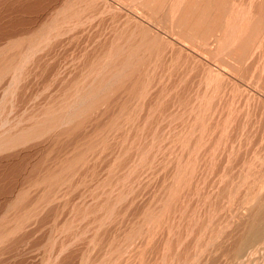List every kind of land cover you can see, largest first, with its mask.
<instances>
[{"label":"rangeland","instance_id":"obj_1","mask_svg":"<svg viewBox=\"0 0 264 264\" xmlns=\"http://www.w3.org/2000/svg\"><path fill=\"white\" fill-rule=\"evenodd\" d=\"M33 1L0 0L1 50L7 35V50L0 52L7 54V63L17 56L20 64L17 70L7 67L0 81V136L4 132L9 140L7 148L0 147V264H264V238L253 247L246 243L264 201V23L261 36L253 27L264 0H253V6L251 0H225L231 6L224 19L235 1L241 11L231 21L240 14L246 19L245 24L232 21L237 30L253 14L252 25L241 28L253 33L254 39L243 36L248 50L241 49L243 38L233 23L221 30L227 38L220 30L210 33L212 41L193 34L191 42L187 32L179 37L180 28L165 9L169 0H162L166 6L159 0ZM182 2L178 6L184 9L188 0ZM152 5L158 6L155 12L162 9L156 14ZM214 34L224 42L216 44L221 38ZM230 45L238 46L232 51ZM92 64H102L100 69L106 64L123 80ZM99 80L107 81L105 88ZM9 133L22 138L15 143Z\"/></svg>","mask_w":264,"mask_h":264},{"label":"bare ground","instance_id":"obj_2","mask_svg":"<svg viewBox=\"0 0 264 264\" xmlns=\"http://www.w3.org/2000/svg\"><path fill=\"white\" fill-rule=\"evenodd\" d=\"M32 1V0H31ZM35 1V0H34ZM33 1V2H34ZM72 1V0H71ZM139 1V0H138ZM145 1V0H144ZM143 1V2H144ZM148 1V0H147ZM155 1V0H154ZM161 1V2H160ZM167 1V0H166ZM252 1V6L254 5L253 3V0H251ZM254 1H261V0H254ZM137 2V1H136ZM149 2V1H148ZM152 2V1H151ZM150 2V3H151ZM159 2L162 4V0H159ZM158 1H157V3H159ZM168 2V1H167ZM167 2H163V3H167ZM182 2V0H169V3H167L168 4V6L167 7H165V9L167 8V15H170L171 16V18L173 19V21H176V24H177V27L178 28H180V31L179 32H187V33H189V34H191V37H193L194 35L193 34H198V36H197V40H199V39H202V38H199L198 39V37H199V35H201L202 37H205V40L208 38V35L210 36V40L209 41H212L211 39L214 37L213 35H210V33H214V31H215V33H219L217 30H220V32H221V30H223V29H225V30H227V29H230V28H233L232 27V25L235 27V29L237 30V23H238V21H241V19H242V21L241 22H244V20H243V18L245 19V17H243V18H241L242 17V14H240L239 16H240V19H238V20H232L233 22L234 21H237V23L235 24V23H233L232 21H231V19L233 18V19H235L236 17L233 15V14H235L236 15V12H240L241 10L240 9H238L237 10V8L236 7H239V6H233L234 4H235V2L233 3V5H232V7L234 8L235 7V9L237 10V11H235V9H230L231 10V12H229L228 14V18L227 19H224V13H227L226 11H227V5L228 6H231V5H229L228 3H227V5H226V1L225 0H188V2H184L185 4L186 3H188L187 4V6L186 7H184V9H183V6H181L180 5V7L178 6L179 5V3H181ZM248 2H250V1H248ZM74 3V2H73ZM154 3V2H153ZM153 3H151V4H153ZM257 3H260V2H256V4ZM263 4H264V2H262ZM136 4V3H135ZM142 4H144V3H142ZM148 4V3H147ZM155 4V3H154ZM182 4H183V2H182ZM231 4V3H230ZM263 4H260V6H257V10H258V12H256V15H254V17H253V20H254V23H253V27H254V33L255 32H258L260 29H262L263 30V23H264V6H263ZM81 5V4H80ZM155 5H160V4H155ZM155 5H152V6H154L155 7ZM162 5H164V4H162ZM238 5V4H237ZM250 5V4H249ZM27 6H28V4H27ZM33 6V5H32ZM95 6V5H94ZM145 6V5H144ZM150 6V5H149ZM158 6H156L157 8H158ZM161 6V5H160ZM160 6H159V8H160ZM164 6H166V5H164ZM164 6H163V8H164ZM26 7V6H25ZM156 7H155V9L153 10V8H151L154 12H155V10H156ZM255 7H256V5H255ZM27 8V7H26ZM87 8V7H86ZM91 8V7H90ZM181 8V9H180ZM67 9V8H66ZM161 9H162V7H161ZM161 9H157V11L159 10V12H160V10ZM165 9L164 10H162L161 11V13L162 12H164L165 11ZM249 9V8H248ZM253 9V8H252ZM132 10V9H131ZM228 10H229V8H228ZM246 10V9H245ZM255 10V9H254ZM156 11V12H157ZM179 11H181L180 13L181 14H179L178 16H177V13L179 12ZM235 11V12H234ZM243 11V10H242ZM248 11V10H247ZM252 11V10H251ZM58 12V11H57ZM94 12V11H93ZM155 12V13H156ZM254 12V11H253ZM87 13V12H86ZM238 13H237V15L236 16H238ZM242 13V12H241ZM243 13H245V12H243ZM63 14V13H62ZM81 14V13H80ZM157 14V13H156ZM249 15H250V13H248ZM3 15V14H2ZM76 15V14H75ZM77 15H78V13H77ZM166 17H167V15L166 14H164ZM226 15V14H225ZM248 15V16H249ZM253 15V14H252ZM252 15L251 16H249V18H247V21L250 23V21H253V20H251V17H252ZM93 16V15H92ZM157 16V15H156ZM155 16V17H156ZM177 16V17H176ZM244 16H247L246 15V13L244 14ZM66 17V16H65ZM68 17V16H67ZM164 17V16H163ZM227 16H225V18H226ZM170 18L168 17V20H169ZM237 19V18H236ZM7 20V19H6ZM54 20V19H53ZM98 20V19H97ZM167 20V19H166ZM165 20V21H166ZM168 20H167V22H168ZM246 20V19H245ZM59 21V20H58ZM79 22H80V20H78ZM125 21V20H124ZM85 22V21H84ZM84 22H82V23H84ZM127 22V21H126ZM246 22V21H245ZM245 22H244V24H245ZM246 23L247 25H242V27L241 28H244V30L246 29H248V27H246V26H249L248 24L249 23ZM1 23V22H0ZM159 23V22H158ZM170 24H171V20H170V22H169ZM175 22H173V24H174ZM233 23V24H232ZM3 24V23H2ZM6 24H7V22H6ZM15 24V23H14ZM73 24V23H72ZM176 24H174L175 25V27H176ZM239 24H240V26H241V24H243V23H240L239 22ZM251 25H252V23H250ZM48 25V24H47ZM169 24L167 23V26H168ZM172 25V24H171ZM236 25V26H235ZM250 25V26H251ZM261 25H262V27L263 28H261ZM82 26V25H81ZM230 26V27H229ZM239 26V25H238ZM157 27V26H156ZM173 27V26H172ZM171 27V28H172ZM177 27L176 28H174V29H177ZM229 27V28H228ZM47 28V27H46ZM241 28L240 29H238L239 30V32H236V33H234V31H233V33H231V31H230V33H231V35H233V38L237 35V36H239V37H242L243 38V40L241 41V43L239 42L240 40H241V38H240V40L238 39H236L235 38V40H237L241 45L240 46H242V48L241 49H247L248 50V48H247V36H250L251 34H253V33H249V31H251L250 29H249V31H243V29L241 30ZM251 29H252V27H250ZM4 29H6V28H4ZM54 29V28H53ZM234 29V30H235ZM7 30V29H6ZM172 30V29H171ZM235 30V31H236ZM237 30V31H238ZM241 30V31H240ZM261 30V31H262ZM73 31V30H72ZM173 31V30H172ZM178 31V30H177ZM217 31V32H216ZM5 32V31H4ZM68 32V31H67ZM173 32H175V31H173ZM223 32V31H222ZM221 32V33H222ZM249 33V34H247V36H245V38L246 39H244V34H246V33ZM260 32V31H259ZM1 33V32H0ZM21 33V32H20ZM115 33V32H114ZM172 33V32H171ZM178 33V32H177ZM220 33V34H221ZM225 33H226V31H224V34H223V37H224V35H225ZM3 34V33H2ZM6 34V33H5ZM4 34V35H5ZM45 34V33H44ZM63 34V33H62ZM131 34V33H130ZM134 34V33H133ZM179 34V33H178ZM178 34H176V35H178ZM222 34L220 35V36H222ZM229 34V33H228ZM236 34V35H235ZM259 33H257V35H258ZM14 35V34H13ZM29 35V34H28ZM46 35V34H45ZM48 35V34H47ZM46 35V36H47ZM128 35V34H127ZM214 35H216V34H214ZM264 35V34H263ZM69 36V35H68ZM137 36V35H136ZM182 37V36H185V34L183 35V33L182 34H180L179 35V37ZM190 36V35H189ZM211 36H213L212 38H211ZM217 36V35H216ZM220 36H217V38L219 37V38H221ZM230 36V35H229ZM252 36V35H251ZM260 36H261V32H260ZM27 37V36H26ZM49 37V36H48ZM132 37V36H131ZM174 37H175V35H174ZM226 37V36H225ZM224 37V38H225ZM238 37V38H239ZM253 37V36H252ZM258 36H256V38H257ZM18 38V37H17ZM30 38V37H29ZM71 38V37H70ZM166 38V37H165ZM183 38V37H182ZM185 38V37H184ZM217 38H216V40H217ZM218 38V39H219ZM227 38V37H226ZM229 39H231V37H228ZM249 38H251V37H249ZM248 38V39H249ZM21 39V38H20ZM117 39V38H116ZM193 39H194V37L192 38V40H191V42H193ZM195 39H196V37H195ZM194 39V40H195ZM213 39H215V38H213ZM253 39H254V37H253ZM252 39V40H253ZM3 40V38L0 40V41H2ZM18 40V39H17ZM24 40V39H23ZM158 40V39H157ZM183 40V39H182ZM221 40V42H222V38L221 39H219V40H217L218 42ZM232 40V39H231ZM234 40V39H233ZM260 40V39H259ZM11 41V40H10ZM9 41V42H10ZM16 41V40H15ZM43 41V40H42ZM162 41V40H161ZM178 41V40H177ZM199 41H203V39L202 40H199ZM198 41V42H199ZM206 41H208V39L206 40ZM216 41V42H217ZM226 41V40H225ZM228 41V40H227ZM236 41V42H237ZM250 41H251V39H250ZM250 41H248V42H250ZM254 41V40H253ZM5 42H6V46H4L5 48H6V50H7V35H6V39H5ZM5 42H4V44H5ZM13 42V39H12V41H11V44H12V47H13V45H14V42ZM24 42V41H23ZM28 42V41H27ZM32 42V41H31ZM179 42V41H178ZM185 42H186V40H185ZM197 42V41H196ZM204 42V41H203ZM202 42V43H203ZM215 42V41H214ZM213 42V43H214ZM215 42V43H216ZM224 42V41H223ZM222 42V43H223ZM3 43V42H2ZM2 43H0V44H2ZM15 43H20V42H15ZM22 43V42H21ZM135 43V42H134ZM210 43H212V42H210ZM210 43H208L209 45H210ZM226 43V42H225ZM230 43H231V41H230ZM246 43V44H245ZM257 43V42H256ZM11 44H10V46H11ZM41 44V43H40ZM131 44V43H130ZM158 44V43H157ZM198 44H200V43H198ZM205 44H207V43H205ZM216 44H220V42L219 43H216ZM216 44H212V45H216ZM18 45V44H17ZM49 45V44H48ZM86 45V44H85ZM102 45V44H101ZM118 45V44H117ZM175 45V44H174ZM201 45V44H200ZM232 45H233V42H232ZM239 45V44H238ZM238 45H236V46H238ZM250 45V44H249ZM263 45V44H262ZM3 46V45H2ZM2 46H1V48H2ZM31 46H32V44H31ZM35 46V45H34ZM199 46V45H198ZM218 46H221V45H218ZM235 45H234V47H236ZM240 46H239V48H240ZM251 46V45H250ZM17 47V46H16ZM28 47H30L29 45H28ZM115 47H117V46H115ZM201 47V46H200ZM203 47V46H202ZM204 47L205 48H207L206 47V45H204ZM215 47V46H214ZM217 47V46H216ZM215 47V48H216ZM222 47V46H221ZM224 47V46H223ZM229 47V46H228ZM230 49L232 50L233 48H232V46L230 45ZM1 48H0V50H1ZM4 48V49H5ZM9 48V47H8ZM23 48V47H22ZM31 48V47H30ZM30 48H27V49H29L30 50ZM36 48V47H35ZM40 48V47H39ZM38 47H37V50L39 49ZM225 48H227V47H225ZM237 48V47H236ZM257 48H258V46H257ZM3 49V50H4ZM14 49H16V48H14ZM18 49V48H17ZM121 49V48H120ZM119 49V46H118V48H117V51H119L120 50ZM130 49V48H129ZM135 49V48H134ZM197 49V48H196ZM212 49V48H211ZM218 50H219V52H221L220 50L221 49H219V47L217 48ZM229 48H227V50H228V52H229V50H230ZM250 49V48H249ZM255 49V48H254ZM3 50H1V52L3 51ZM10 50H12L11 48H10ZM29 50H27V52L29 51ZM84 50V49H83ZM133 50V49H132ZM199 50H200V48H199ZM201 50H202V48H201ZM203 50H205V49H203ZM208 50V49H207ZM217 50V51H218ZM227 50H226V52H227ZM234 50H236L235 48H234ZM5 51V50H4ZM33 51V50H32ZM50 51V50H49ZM116 51V50H115ZM127 51V50H126ZM134 51V50H133ZM162 51V50H161ZM210 51V50H209ZM212 51V50H211ZM213 51H214V49H213ZM216 50H215V53L217 52ZM233 51V50H232ZM252 51V50H251ZM0 52V55H2V53ZM7 52V51H6ZM6 52H4V53H6ZM21 52V51H20ZM38 52V51H37ZM121 52V51H120ZM135 52V51H134ZM204 52H206V51H204ZM219 52H217V53H219ZM223 52V51H222ZM225 52V51H224ZM231 52V51H230ZM238 52V51H237ZM240 52V51H239ZM238 52V53H239ZM247 51L245 50V53H246ZM12 53H14V51L12 52ZM11 53V54H12ZM24 53H26V51H24ZM24 53H22V55L24 54ZM123 53H125V52H123ZM132 53V52H131ZM173 53V52H172ZM238 53H237V55H238ZM253 53H255V52H253ZM34 54V53H33ZM128 54H129V52H128ZM138 54V53H137ZM144 54V53H143ZM244 54V53H243ZM247 54V53H246ZM257 54V53H256ZM4 55V54H3ZM2 55V56H3ZM7 55V54H6ZM6 55H4L3 57V60H1L3 63H0L1 65V67H0V81H1V78L3 77V79H4V76H7V75H5L6 73H7V67L9 68V70L10 69H18V67L20 66V64H16L15 62H17V61H15V58H17V56L16 55H18V54H15V56L16 57H14L13 56V61H14V63L12 62V60L10 61V62H12V63H10L9 62V60H8V63H7V56ZM21 55V56H22ZM38 55V54H37ZM107 55V54H106ZM130 55V54H129ZM152 55V54H151ZM221 55V54H220ZM21 56H20V54H19V57L21 58ZM24 56V55H23ZM27 56V55H26ZM135 56V55H134ZM247 56V55H246ZM25 57V56H24ZM125 57H126V55H125ZM133 57V56H132ZM131 57V58H132ZM145 57V56H144ZM195 57V56H194ZM239 57V56H238ZM256 57V56H255ZM2 58V57H1ZM210 58V57H209ZM220 58H222V57H220ZM109 59V58H108ZM114 59V58H113ZM126 59V58H125ZM150 59V58H149ZM227 59V58H226ZM225 59V60H226ZM260 59V58H259ZM21 60H23V61H25L24 60V58L22 59L21 58ZM20 60V61H21ZM105 60V59H104ZM115 60V59H114ZM118 60V59H117ZM127 60H130V58L128 59V57H127ZM127 60H124V61H127ZM143 60V59H142ZM141 60V61H142ZM193 60V59H192ZM0 61V62H1ZM28 61V60H27ZM26 61V62H27ZM123 61V60H122ZM123 61V62H124ZM135 61V60H134ZM138 61V60H137ZM149 61V60H148ZM175 61V60H174ZM245 61V60H244ZM253 61V60H252ZM259 61V60H258ZM33 62V61H32ZM131 62V61H130ZM238 62V61H237ZM262 62V61H261ZM10 63V64H9ZM18 63V62H17ZM21 63V62H20ZM40 63H42V62H40ZM98 63H100V62H98ZM102 63H104V62H102ZM124 63H126V62H124ZM129 62H127V64H128ZM254 63V62H253ZM7 64H9V66L7 65ZM25 64V63H24ZM94 64V63H93ZM92 64V65H93ZM126 64V65H127ZM136 64V63H135ZM202 64V63H201ZM252 64V63H251ZM101 66H99V67H102V64H100ZM121 65V64H120ZM128 65H130V64H128ZM132 65V64H131ZM240 65V64H239ZM244 65V64H243ZM22 66V65H21ZM24 66V65H23ZM93 66H96L97 67V65H93ZM92 66V67H93ZM115 66H117V65H115ZM135 66H137V65H135ZM134 66V67H135ZM140 66V65H139ZM93 67L94 69H100L99 67ZM107 68V66H106V64H105V66H104V68H102V69H100V70H102L101 72V74H104L105 72H104V70L103 69H105L106 70V68ZM124 67V66H123ZM151 67V66H150ZM241 67V66H240ZM255 67V66H254ZM109 68L110 67H108L107 69L109 70ZM114 68V67H113ZM127 68V67H126ZM130 68V67H129ZM132 68V67H131ZM136 68V67H135ZM256 68V67H255ZM32 69V68H31ZM248 69V68H247ZM16 70H15V72H16ZM92 70V69H91ZM99 70V71H100ZM120 70H122V69H120ZM124 70V69H123ZM137 70V69H136ZM145 70V69H144ZM235 70V69H234ZM96 71V70H95ZM95 71L94 70H92V72H94L95 73ZM98 71V70H97ZM96 71V72H97ZM111 71V69L109 70V72ZM140 71V70H139ZM238 71V70H237ZM9 72V71H8ZM131 72V71H130ZM134 72V71H133ZM149 72H150V70H149ZM206 72V71H205ZM25 73V72H24ZM27 73V72H26ZM99 73V72H98ZM120 72L118 71V74H119ZM122 73V72H121ZM146 73V72H145ZM158 73V72H157ZM89 74H91L90 72H89ZM93 74V73H92ZM108 75V72H106L105 73V75ZM110 74H113V76L112 75H110ZM114 74H117V72L116 73H109V75L112 77H110L111 79H113V77H115L114 76ZM117 74V77L118 76H120V77H118L119 79H120V81H119V79H117L118 80V82L120 83L121 82V80H123L122 78L124 77V75H123V77L121 78V75L122 74H119L118 75ZM123 74H125V73H123ZM149 74V73H148ZM147 74V75H148ZM182 74V73H181ZM208 74V73H207ZM131 75V74H130ZM140 75V74H139ZM144 75V74H143ZM143 75L140 77L141 79H142V77H143ZM194 75V74H193ZM260 75V74H259ZM126 76V75H125ZM132 76V75H131ZM170 76V75H169ZM225 76V75H224ZM255 76V75H254ZM64 77V76H63ZM104 77V76H103ZM102 77V78H103ZM106 77H108V76H106ZM128 77H129V74H128ZM239 77V76H238ZM264 77V76H263ZM38 78V77H37ZM77 78V77H76ZM97 79L99 78V77H96ZM95 78V79H96ZM110 78H109V81H108V78H106L107 79V81L108 82H111L110 81ZM116 78V77H115ZM225 78V77H224ZM6 79V78H5ZM100 79V78H99ZM103 79H105V78H103ZM198 79V78H197ZM251 79V78H250ZM259 79V78H258ZM262 79V78H261ZM92 80H94V78L92 79ZM115 80V79H114ZM113 80V81H114ZM138 80V79H137ZM140 80V79H139ZM152 80V79H151ZM187 80H189V79H187ZM257 80V79H256ZM54 81V80H53ZM98 81V80H97ZM97 81H93V82H95V83H93V84H96L97 83ZM103 82H105V80H102ZM107 81L105 82L106 84H107ZM146 81V80H145ZM2 82H3V80L1 81V84H2ZM92 81H90V83H91ZM99 82L101 83V84H97L98 86H102L103 85V83L101 82V80H99ZM98 82V83H99ZM139 82V81H138ZM161 82V81H160ZM264 82V81H263ZM86 83V82H85ZM145 83V82H144ZM164 83V82H163ZM185 83V82H184ZM258 83V82H257ZM0 84V85H1ZM44 84V83H43ZM92 84V83H91ZM106 84L105 85H103L104 86V88H105V86H106ZM201 84V83H200ZM224 84V83H223ZM251 84V83H250ZM77 85V84H76ZM90 85V84H89ZM97 85H95V87L93 88V90H95V92L97 91L96 89H98V88H100V87H98V88H96L97 87ZM110 85V84H109ZM123 85V84H122ZM142 85H144V84H142ZM263 85V84H262ZM4 86H6V88H7V84L6 85H4V83H3V87ZM22 86V85H21ZM94 86V85H93ZM92 86V87H93ZM113 86V85H112ZM112 86L110 87V88H112ZM133 86H134V84H133ZM139 86V85H138ZM188 86H189V84H188ZM256 86V85H255ZM31 87V86H30ZM88 87V86H87ZM89 87H91V86H89ZM89 87L87 88L88 90L87 91H92V89L90 88L89 89ZM116 87V86H115ZM136 87V86H135ZM199 87V86H198ZM81 88V87H80ZM85 88V87H84ZM84 88H82L83 90H84ZM96 88V89H95ZM109 88V89H110ZM149 88V87H148ZM191 88V87H190ZM5 89V88H4ZM107 89V88H106ZM210 89V88H209ZM231 89V88H230ZM79 90V89H78ZM82 90V91H83ZM85 90H86V88H85ZM104 90V89H103ZM117 90V89H116ZM135 90H137V89H135ZM177 90H178V88H177ZM176 90V91H177ZM203 90V89H202ZM241 90V89H240ZM80 91V90H79ZM81 91V92H82ZM101 91V90H100ZM109 91V90H108ZM111 91H113V90H111ZM125 91V90H124ZM154 91V90H153ZM160 91V90H159ZM164 91V90H163ZM5 92V91H4ZM3 92V95L6 93H4ZM81 92H79V93H81ZM85 92V91H84ZM93 92V91H92ZM94 92V93H95ZM139 92V91H138ZM143 92V91H142ZM200 92V91H199ZM214 92V91H213ZM87 93V92H86ZM89 93V92H88ZM91 93V92H90ZM90 93L87 95V96H89L90 95ZM99 94H100V92H98ZM102 93H103V91H102ZM168 93V92H167ZM7 94V93H6ZM78 94V93H77ZM76 94V95H77ZM92 94V93H91ZM139 94H141V93H139ZM207 94H208V92H207ZM238 94V93H237ZM29 95V94H28ZM74 95V94H73ZM79 95H81V94H79ZM78 95V96H79ZM92 95H94V94H92ZM92 95H90V96H92ZM127 95V94H126ZM165 95V94H164ZM5 96V95H4ZM53 96V95H52ZM83 96V95H82ZM95 96V95H94ZM102 96V95H101ZM109 96V95H108ZM163 96V95H162ZM45 97V96H44ZM64 97V96H63ZM77 97V96H76ZM100 97V96H99ZM106 97V96H105ZM181 97V96H180ZM79 98H81V97H79ZM104 98V97H103ZM111 98V97H110ZM123 98V97H122ZM152 98V97H151ZM199 98V97H198ZM206 98V97H205ZM214 98V97H213ZM18 99V98H17ZM77 99V98H76ZM86 99V98H85ZM84 99V100H85ZM94 99H95V97H94ZM101 99V98H100ZM99 99V100H100ZM106 99V98H105ZM208 99H210L209 97H208ZM218 99V98H217ZM260 99V98H259ZM79 100V99H78ZM103 100V99H102ZM131 100V99H130ZM224 100V99H223ZM229 100V99H228ZM262 100V99H261ZM81 101V100H80ZM90 101H91V99H90ZM239 101H240V99H239ZM77 102V101H76ZM84 102V101H83ZM91 102H93V100L91 101ZM228 102V101H227ZM263 102V101H262ZM66 103V102H65ZM100 103V102H99ZM173 103V102H172ZM197 103V102H196ZM245 103V102H244ZM70 104V103H69ZM76 104V103H75ZM80 104V103H79ZM84 104V103H83ZM87 104V103H86ZM91 105H92V103H90ZM136 104V103H135ZM194 104V103H193ZM219 104V103H218ZM239 104V103H238ZM18 105V104H17ZM38 105V104H37ZM67 105V104H66ZM81 105V104H80ZM95 105V104H94ZM128 105V104H127ZM172 105V104H171ZM212 105V104H211ZM262 105V104H261ZM70 106V105H69ZM89 107H88V110H89V108L91 107L90 105H88ZM93 106V105H92ZM163 106V105H162ZM192 106V105H191ZM82 107H84V106H82ZM113 107V106H112ZM31 108H33V107H31ZM68 108V107H67ZM71 108V107H70ZM77 108V107H76ZM80 108V107H79ZM93 107H91L90 109H92ZM102 108V107H101ZM125 108V107H124ZM169 108V107H168ZM223 108V107H222ZM230 108V107H229ZM240 108V107H239ZM243 108V107H242ZM78 109V108H77ZM87 109V108H86ZM211 109V108H210ZM245 109V108H244ZM247 109V108H246ZM68 110V109H67ZM80 110H82V108L80 109ZM139 110V109H138ZM164 110V109H163ZM229 110V109H228ZM233 110V109H232ZM41 111V110H40ZM43 111V110H42ZM70 111V110H69ZM85 111V110H84ZM90 111V110H89ZM92 111V110H91ZM214 111V110H213ZM223 111H225V110H223ZM81 112V111H80ZM186 112V111H185ZM208 112V111H207ZM220 112V111H219ZM230 112V111H229ZM236 112V111H235ZM242 112V111H241ZM251 112V111H250ZM23 113V112H22ZM46 113V112H45ZM47 113H48V110H47ZM60 113V112H59ZM83 114L84 113H86V112H82ZM88 113V112H87ZM155 113V112H154ZM176 113V112H175ZM237 113V112H236ZM71 114H72V112H71ZM71 114H69L70 116L69 117H73V115L71 116ZM74 114V113H73ZM77 114V113H76ZM90 114V113H89ZM191 114V113H190ZM200 114V113H199ZM225 114V113H224ZM26 115V114H25ZM49 115H52V114H49ZM58 115V114H57ZM68 115V114H67ZM75 115V114H74ZM80 114H78V116H79ZM95 115V114H94ZM192 115V114H191ZM194 115V114H193ZM214 115V114H213ZM45 116H47V115H45ZM59 116V115H58ZM116 116V115H115ZM151 116V115H150ZM175 116V115H174ZM249 116V115H248ZM44 117V116H43ZM54 117V116H53ZM60 117V116H59ZM66 117V116H65ZM86 117V116H85ZM185 117V116H184ZM197 117V116H196ZM235 117V116H234ZM50 118V117H49ZM62 118H63V116H62ZM62 118H60V120L61 121H63L62 120ZM75 118V117H74ZM77 118V117H76ZM94 118V117H93ZM98 118V117H97ZM117 118V117H116ZM115 118V119H116ZM169 118V117H168ZM44 119V118H43ZM48 119V118H47ZM46 119V120H47ZM55 118H52V119H48V120H52V121H56V120H54ZM64 119V118H63ZM66 119V118H65ZM64 119V120H65ZM68 119V118H67ZM66 119V120H67ZM110 119V118H109ZM139 119V118H138ZM159 119V118H158ZM208 119V118H207ZM215 119V118H214ZM250 119V118H249ZM38 120V119H37ZM36 120V121H37ZM65 120V121H66ZM155 120V119H154ZM179 120V119H178ZM193 120V119H192ZM252 120V119H251ZM253 120H254V118H253ZM35 121V122H36ZM69 122H73V121H70V120H68ZM67 121V122H68ZM74 121H75V119H74ZM184 121V120H183ZM213 121V120H212ZM38 122V121H37ZM36 122V123H37ZM40 122V121H39ZM45 122V121H44ZM64 122V121H63ZM111 122V121H110ZM115 122V121H114ZM206 122V121H205ZM219 122V121H218ZM236 122V121H235ZM26 123V122H25ZM41 123V122H40ZM39 123V124H40ZM54 123V122H53ZM53 123L51 122L50 124V126H52L53 125ZM56 123H57V121H56ZM65 123V122H64ZM138 123V122H137ZM154 123V122H153ZM168 123V122H167ZM28 124V123H27ZM43 124V123H42ZM55 124V123H54ZM91 124V123H90ZM135 124V123H134ZM174 124V123H173ZM176 124V123H175ZM202 124V123H201ZM213 124V123H212ZM211 124V125H212ZM234 124V123H233ZM20 125V124H19ZM21 125H22V123H21ZM46 125V124H45ZM56 125V124H55ZM54 125V126H55ZM100 125V124H99ZM161 125H163V124H161ZM255 125V124H254ZM58 126V125H57ZM92 126V125H91ZM106 126V125H105ZM117 126V125H116ZM144 126H147V125H144ZM194 126V125H193ZM234 126H235V124H234ZM35 127H36V124H35ZM40 127V126H39ZM48 127V126H47ZM77 127V126H76ZM155 127V126H154ZM204 127V126H203ZM231 127V126H230ZM50 129H52L53 127H49ZM48 128V129H49ZM87 128V127H86ZM103 128V127H102ZM114 128V127H113ZM182 128V127H181ZM198 128V127H197ZM246 128V127H245ZM6 129V128H5ZM15 129V128H14ZM41 129V128H40ZM54 129V128H53ZM52 129V130H53ZM69 128L67 127V129L66 130H68ZM118 129V128H117ZM221 129V128H220ZM29 130V129H28ZM35 130V129H34ZM47 130V129H46ZM139 130V129H138ZM143 130V129H142ZM199 130V129H198ZM204 130V129H203ZM254 130H257V129H254ZM259 130V129H258ZM44 131H45V129H44ZM61 131H62V129H61ZM110 131V130H109ZM121 131V130H120ZM133 131V130H132ZM131 131V132H132ZM197 131V130H196ZM229 131V130H228ZM246 131V130H245ZM244 131V132H245ZM3 132V131H2ZM112 132V131H111ZM147 132V131H146ZM172 132V131H171ZM193 132H195V131H193ZM192 132V133H193ZM198 132V131H197ZM248 132V131H247ZM253 132V131H252ZM4 133V132H3ZM3 133H1L2 135H3ZM24 133V132H23ZM26 133V132H25ZM50 133V132H49ZM97 133V132H96ZM148 133V132H147ZM176 133V132H175ZM238 133V132H237ZM5 134V133H4ZM72 134V133H71ZM141 134V133H140ZM188 134V133H187ZM244 134V133H243ZM248 134V133H247ZM256 134V133H255ZM2 135L0 136V147L2 146V147H6L7 148V142H9V140L7 139V135L5 136V137H3L2 139H1V137H2ZM26 135H28L27 133H26ZM31 135V134H30ZM64 135V134H63ZM87 135V134H86ZM160 135V134H159ZM194 135V134H193ZM200 135V134H199ZM202 135V134H201ZM223 135V134H222ZM226 135V134H225ZM25 136V135H24ZM23 136V137H24ZM106 136V135H105ZM119 136V135H118ZM184 136V135H183ZM190 136V135H189ZM220 136V135H219ZM10 137H15V138H10ZM179 137V136H178ZM8 138H10L11 140H14V142L16 143L18 140V138H22V137H20V135L18 134V135H16V133L15 134H10L9 133V136H8ZM25 138V137H24ZM143 138V137H142ZM153 138V137H152ZM157 138H158V136H157ZM164 138V137H163ZM169 138V137H168ZM177 138V137H176ZM252 138V137H251ZM16 139V140H15ZM70 139V138H69ZM109 139V138H108ZM115 139V138H114ZM160 139V138H159ZM165 139H166V137H165ZM189 139V138H188ZM200 139V138H199ZM219 139V138H218ZM255 139V138H254ZM8 140V141H7ZM23 140V139H22ZM90 140V139H89ZM142 140V139H141ZM253 140V139H252ZM19 141H21L20 139H19ZM27 141V140H26ZM209 141V140H208ZM238 141V140H237ZM246 141V140H245ZM25 142V141H24ZM38 142V141H37ZM106 142V141H105ZM118 142V141H117ZM154 142V141H153ZM12 143H13V141H12ZM21 143V142H20ZM252 143V142H251ZM95 144V143H94ZM97 144V143H96ZM107 144V143H106ZM164 144V143H163ZM181 144V143H180ZM216 144V143H215ZM224 144V143H223ZM253 144V143H252ZM150 145V144H149ZM186 145V144H185ZM239 145V144H238ZM247 145V144H246ZM59 146V145H58ZM184 146V145H183ZM202 146V145H201ZM215 146V145H214ZM219 146V145H218ZM222 146V145H221ZM226 146V145H225ZM248 146V145H247ZM252 146V145H251ZM250 146V147H251ZM259 146V145H258ZM257 146V147H258ZM1 147V148H2ZM11 147V146H10ZM82 147V146H81ZM151 147V146H150ZM241 147V146H240ZM261 147V146H260ZM3 148V149H4ZM101 148V147H100ZM185 148V147H184ZM221 148V147H220ZM237 148V147H236ZM14 149V148H13ZM46 149V148H45ZM83 149V148H82ZM176 149V148H175ZM254 149V148H253ZM9 150V149H8ZM61 150V149H60ZM190 150V149H189ZM188 150V151H189ZM72 151V150H71ZM220 151V150H219ZM233 151V150H232ZM240 151V150H239ZM257 151V150H256ZM87 152V151H86ZM229 152V151H228ZM149 153V152H148ZM236 153H237V151H236ZM261 153V152H260ZM222 154H224V153H222ZM253 154V153H252ZM80 155V154H79ZM78 155V156H79ZM238 155H239V153H238ZM245 155H246V153H245ZM97 156V155H96ZM173 156V155H172ZM177 156V155H176ZM186 156V155H185ZM195 156H196V154H195ZM232 156V155H231ZM48 157V156H47ZM178 157V156H177ZM235 157V156H234ZM264 157V156H263ZM91 158H93V157H91ZM126 158V157H125ZM141 158V157H140ZM171 158V157H170ZM191 158V157H190ZM240 158V157H239ZM260 158V157H259ZM195 159V158H194ZM203 159V158H202ZM192 160V159H191ZM251 160V159H250ZM114 161V160H113ZM151 161V160H150ZM195 161V160H194ZM67 162V161H66ZM196 162V161H195ZM202 162V161H201ZM240 162V161H239ZM262 162V161H261ZM39 163V162H38ZM255 163V162H254ZM71 164V163H70ZM150 164V163H149ZM199 164V163H198ZM244 164V163H243ZM39 165V164H38ZM69 165V164H68ZM86 165V164H85ZM202 165V164H201ZM226 165H228V164H226ZM259 165V164H258ZM262 165V164H261ZM45 166V165H44ZM198 166V165H197ZM42 167V166H41ZM162 167V166H161ZM214 167V166H213ZM219 167V166H218ZM229 167V166H228ZM253 167V166H252ZM256 167V166H255ZM117 168V167H116ZM262 168H263V165H262ZM53 169V168H52ZM190 169V168H189ZM225 169H226V167H225ZM235 169V168H234ZM264 169V168H263ZM113 170V169H112ZM186 170V169H185ZM210 170V169H209ZM65 171V170H64ZM72 171V170H71ZM223 171V170H222ZM247 171H248V169H247ZM258 171V170H257ZM82 172V171H81ZM173 172V171H172ZM224 172V171H223ZM252 172V171H251ZM53 173V172H52ZM55 173H56V171H55ZM187 173V172H186ZM254 173V172H253ZM106 174V173H105ZM181 174V173H180ZM205 174V173H204ZM209 174V173H208ZM100 175V174H99ZM185 175V174H184ZM227 175V174H226ZM231 175V174H230ZM41 176V175H40ZM44 176V175H43ZM53 176H55V175H52V176H50V177H53ZM180 176V175H179ZM207 176V175H206ZM221 176V175H220ZM258 176V175H257ZM77 177V176H76ZM189 177V176H188ZM37 178V177H36ZM87 178V177H86ZM175 178V177H174ZM178 178V177H177ZM221 178H223V177H221ZM237 178V177H236ZM53 179V178H52ZM107 179V178H106ZM179 179V178H178ZM177 179V180H178ZM229 179V178H228ZM47 180V179H46ZM81 180V179H80ZM87 180V179H86ZM166 180V179H165ZM185 180V179H184ZM216 180H217V178H216ZM233 180V179H232ZM50 181H52V180H50ZM186 181V180H185ZM263 181V180H262ZM40 182V181H39ZM78 182V181H77ZM93 182V181H92ZM106 182V181H105ZM260 182V184L262 185L263 183L261 182V181H259ZM207 183V182H206ZM234 183V182H233ZM45 184V183H44ZM116 184V183H115ZM123 184V183H122ZM187 184V183H186ZM218 184V183H217ZM226 184H228V183H226ZM236 184V183H235ZM243 184V183H242ZM259 184V183H258ZM98 185V184H97ZM179 185V184H178ZM240 185V184H239ZM250 185V184H249ZM252 185H253V183H252ZM53 186V185H52ZM204 186V185H203ZM243 186V185H242ZM253 186H255V185H253ZM162 187V186H161ZM175 187V186H174ZM224 187V186H223ZM159 188V187H158ZM44 189V188H43ZM221 189V188H220ZM227 189V188H226ZM47 190V189H46ZM119 190V189H118ZM232 190V189H231ZM247 190V189H246ZM252 190V189H251ZM100 191V190H99ZM178 191V190H177ZM206 191V190H205ZM248 191V190H247ZM111 193V192H110ZM121 193V192H120ZM236 193V192H235ZM246 193V192H245ZM249 193H250V191H249ZM249 193H247V195H249ZM261 193V192H260ZM62 194V193H61ZM92 194V193H91ZM253 194V193H252ZM261 194H263V193H261ZM53 195H55V194H53ZM166 195V194H165ZM172 195V194H171ZM222 195V194H221ZM250 195H251V193H250ZM56 196V195H55ZM102 196V195H101ZM228 196V195H227ZM230 196H232V194L230 195ZM246 196V195H245ZM244 196V197H245ZM87 197V196H86ZM182 197V196H181ZM248 197V196H247ZM260 197H261V195H260ZM82 198V197H81ZM156 198V197H155ZM223 198V197H222ZM251 198V197H250ZM263 198V197H262ZM161 199V198H160ZM164 199V198H163ZM174 199V198H173ZM179 200V199H178ZM210 200V199H209ZM248 200V199H247ZM163 201V200H162ZM226 201V200H225ZM246 201V200H245ZM252 201V200H251ZM157 202V201H156ZM224 202V201H223ZM239 202V201H238ZM250 202V201H249ZM48 203V202H47ZM98 203V202H97ZM180 203V202H179ZM197 203V202H196ZM204 203V202H203ZM236 203V202H235ZM240 203V202H239ZM238 203V204H239ZM252 203V202H251ZM260 203H261V201H260ZM103 204V203H102ZM198 204V203H197ZM225 204V203H224ZM229 204V203H228ZM256 204H259V202L257 201V203ZM13 205V204H12ZM15 205V204H14ZM50 205H52V204H50ZM213 205V204H212ZM242 205V204H241ZM253 205V204H252ZM165 206V205H164ZM172 206V205H171ZM176 206V205H175ZM251 206V205H250ZM87 207V206H86ZM156 207H157V205H156ZM226 207V206H225ZM245 207V206H244ZM253 207H255L254 205L252 206V209H255V208H257V206L255 207V208H253ZM14 208V207H13ZM151 208V207H150ZM216 208V207H215ZM241 209V208H240ZM250 209V207L248 208V210ZM250 210V211H252L251 212V214L253 213V210ZM62 210H63V208H62ZM73 210V209H72ZM78 210V209H77ZM145 210V209H144ZM65 211V210H64ZM117 211V210H116ZM143 211V210H142ZM165 211H167V210H165ZM171 211H172V209H171ZM185 211V210H184ZM219 211V210H218ZM232 211V210H231ZM5 212V211H4ZM102 212V211H101ZM100 212V213H101ZM107 212V211H106ZM145 212V211H144ZM150 212H152V211H150ZM154 212V211H153ZM221 212V211H220ZM257 211H256V209H255V212L254 213H256ZM16 213V212H15ZM175 213V212H174ZM233 213V212H232ZM253 213V214H254ZM155 214V213H154ZM185 214V213H184ZM194 214V213H193ZM244 214H247V209H246V213H244ZM249 214V213H248ZM250 214V215H251ZM252 214V215H253ZM75 215V214H74ZM141 215V214H140ZM150 215V214H149ZM188 215V214H187ZM210 215H211V213H210ZM215 215V214H214ZM249 215V216H250ZM258 215V218L256 219L257 221H256V223L253 225L252 223V225L253 226H251L252 228L251 229H249V231H247V232H249L250 234V237L247 239V241H246V243L248 244V243H250L251 245H249V247L250 246H252L253 247V245L254 244H257V242H259V240H261V238L263 239L264 238V201H262V203L258 206V214H256V216ZM106 216V215H105ZM111 216V215H110ZM124 216V215H123ZM130 216V215H129ZM228 216V215H227ZM254 217H255V215H253ZM253 216H251V217H253ZM194 217V216H193ZM192 217V218H193ZM214 217V216H213ZM218 217V216H217ZM254 217H253V219H254ZM31 218V217H30ZM190 218V217H189ZM220 218V217H219ZM25 219V218H24ZM68 219V218H67ZM162 219V218H161ZM195 219V218H194ZM218 219V218H217ZM240 219V218H239ZM252 218H248L247 220H249V221H252L251 220ZM254 219V220H255ZM74 220V219H73ZM72 220V221H73ZM88 220V219H87ZM146 220V219H145ZM166 220H168V219H166ZM165 220V221H166ZM229 220V219H228ZM20 221V220H19ZM105 221V220H104ZM155 221V220H154ZM159 221V220H158ZM212 221H213V219H212ZM246 221V220H245ZM33 222V221H32ZM144 222V221H143ZM194 222V221H193ZM254 222V221H253ZM1 223H3L2 221H1ZM129 223V222H128ZM209 223V222H208ZM47 224V223H46ZM98 224V223H97ZM103 224V223H102ZM149 224H151V223H149ZM155 224V223H154ZM191 224H193V223H191ZM241 224V223H240ZM250 224V223H249ZM250 224V225H251ZM12 225V224H11ZM185 225V224H184ZM197 225V224H196ZM233 225V224H232ZM138 226V225H137ZM165 226V225H164ZM179 226H181V225H179ZM195 226V225H194ZM200 226V225H199ZM225 226V225H224ZM247 226V225H246ZM24 227V226H23ZM86 227V226H85ZM133 227V226H132ZM150 227V226H149ZM175 227V226H174ZM188 227H190V226H188ZM216 227V226H215ZM214 227V228H215ZM248 227V226H247ZM250 227V226H249ZM248 227V228H249ZM103 228V227H102ZM211 228V227H210ZM217 228V227H216ZM221 228V227H220ZM232 228H233V226H232ZM17 229V228H16ZM66 229V228H65ZM141 229V228H140ZM153 229V228H152ZM183 229V228H182ZM61 230V229H60ZM70 230V229H69ZM73 230V229H72ZM180 230V229H179ZM201 230V229H200ZM238 230V229H237ZM245 230V229H244ZM143 231V230H142ZM151 231V230H150ZM224 231V230H223ZM85 232V231H84ZM217 232V231H216ZM74 233V232H73ZM113 233V232H112ZM188 233V232H187ZM193 233V232H192ZM114 234V233H113ZM153 234V233H152ZM219 234V233H218ZM223 234V233H222ZM138 235H139V233H138ZM174 235V234H173ZM200 235V234H199ZM205 235V234H204ZM220 235V234H219ZM218 235V236H219ZM158 236V235H157ZM137 237H139V236H137ZM187 237V236H186ZM204 237V236H203ZM216 237V236H215ZM221 237V236H220ZM229 237V236H228ZM237 237V236H236ZM103 238V237H102ZM108 238V237H107ZM122 238V237H121ZM213 238V237H212ZM244 238H245V235H244ZM247 238V237H246ZM141 239V238H140ZM149 239V238H148ZM159 239V238H158ZM179 239V238H178ZM202 239V238H201ZM215 239V238H214ZM224 239V238H223ZM235 239V238H234ZM93 240V239H92ZM116 240V239H115ZM264 240V239H263ZM205 241V240H204ZM213 241V240H212ZM215 241V240H214ZM257 241V242H256ZM260 242H262V240L260 241ZM259 242V243H260ZM155 243V242H154ZM180 243V242H179ZM216 243V242H215ZM172 244V243H171ZM212 244V243H211ZM243 244V243H242ZM261 244V243H260ZM78 245V244H77ZM207 245H208V243H207ZM262 245H263V243H262ZM248 246V245H247ZM10 247V246H9ZM87 247V246H86ZM94 247V246H93ZM133 247V246H132ZM95 248H97V247H95ZM149 248V247H148ZM179 248H181V247H179ZM147 249V248H146ZM168 249V248H167ZM204 249V248H203ZM232 249V248H231ZM253 249V248H252ZM53 250V249H52ZM69 250V249H68ZM140 250V249H139ZM242 249H240V251H237L236 250V252H237V255L239 256V254L242 252L241 251ZM255 250V249H254ZM169 251V250H168ZM192 251V250H191ZM199 251V250H198ZM229 251V250H228ZM257 251V250H256ZM262 251V250H261ZM117 252V251H116ZM171 252V251H170ZM187 252V251H186ZM233 252V251H232ZM235 253V252H234ZM233 253V254H234ZM229 254V253H228ZM227 254V255H228ZM50 255H52V254H50ZM104 255V254H103ZM153 255V254H152ZM157 255V254H156ZM241 255H243V254H241ZM91 256V255H90ZM99 256V255H98ZM107 256H109V255H107ZM229 256V255H228ZM106 257V256H105ZM155 258V257H154ZM153 258V259H154ZM170 258V257H169ZM250 258V257H249ZM46 259V258H45ZM132 259V258H131ZM141 259V258H140ZM210 259V258H209ZM233 259V258H232ZM238 259V258H237ZM243 259V258H242ZM116 260V259H115ZM128 260V259H127ZM134 260V259H133ZM176 260V259H175ZM240 260V259H239ZM118 261V260H117ZM116 261V262H117ZM143 261V260H142ZM201 261V260H200ZM242 261V260H241ZM176 262V261H175ZM186 262V261H185ZM227 262V261H226ZM235 262V261H234ZM239 263V262H238ZM237 263V264H238ZM113 264V263H112Z\"/></svg>","mask_w":264,"mask_h":264}]
</instances>
